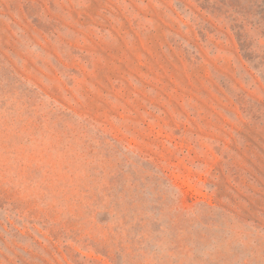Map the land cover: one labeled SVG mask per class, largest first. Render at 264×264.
I'll return each mask as SVG.
<instances>
[{"label":"rangeland","instance_id":"rangeland-1","mask_svg":"<svg viewBox=\"0 0 264 264\" xmlns=\"http://www.w3.org/2000/svg\"><path fill=\"white\" fill-rule=\"evenodd\" d=\"M0 264H264V0H0Z\"/></svg>","mask_w":264,"mask_h":264}]
</instances>
